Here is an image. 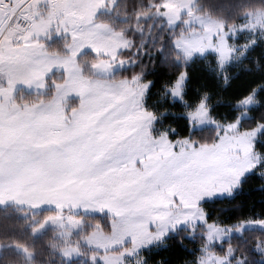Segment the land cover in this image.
Masks as SVG:
<instances>
[{
  "label": "snow or ice",
  "instance_id": "6c2138e0",
  "mask_svg": "<svg viewBox=\"0 0 264 264\" xmlns=\"http://www.w3.org/2000/svg\"><path fill=\"white\" fill-rule=\"evenodd\" d=\"M49 2L51 7L47 18L33 20L26 29H21L22 35L15 37L22 43H12V34L3 31L7 21L0 18V75L5 76L8 83L6 88L0 86V145L5 131L16 129L19 148L30 159L71 161L73 173H78L82 180L92 184L97 195L106 197L102 206L108 207L116 217H147L131 225L134 243L138 240L136 230L151 235L147 229L148 219L172 223L168 218L178 207L173 196H178L185 208L198 207L197 203L189 204L186 199L183 190L185 178L204 176L205 187L211 189L207 195L211 197L217 192L231 193L232 187L238 186L240 177L258 167L259 158L253 159L251 155L254 148L252 140L264 129V122H258L255 128L245 130L239 136H230V132L238 129L239 115L226 126L223 135L217 133L219 140L201 143L198 148L185 138L180 151L176 152L175 142L168 132L161 133L159 138L153 140L147 125L155 119V114L139 107L136 100L129 102L140 88L143 89L140 94L146 95L152 81L136 88L127 81L115 85L93 82L83 75V69L77 67L78 53L86 45L92 48L97 57L104 53L105 56L110 55L112 60L116 58L115 48L108 47L111 37L94 39L98 36L96 29L76 30L80 23H91L94 0ZM33 3L34 0H17V7L22 5L24 14ZM77 4H81L84 11L75 10ZM25 18L31 19V16ZM53 24L57 25V32L63 29L71 34L72 41L67 45L69 51L64 55L49 52L38 38L48 34ZM34 34L37 39L32 38ZM191 54L188 53L189 56ZM59 67L64 68L65 77L63 81L53 79V95L49 101L23 108L15 103L12 92L17 82L47 88V77L53 68ZM92 68L110 69L111 64L101 57ZM186 77L187 72L182 71L170 87L174 95L181 94L180 84ZM68 93L81 97L78 107L70 112L61 107V97ZM251 100L249 95L237 103L247 104ZM209 111L206 102L201 100L197 108L188 113L190 122L192 119L203 121L208 118ZM50 112H54V115L50 116ZM212 122L216 123L215 120ZM157 144L159 148L153 147ZM237 147L240 148L239 155L235 152ZM3 162V151L0 149V166ZM157 185L161 187L157 188ZM202 198L196 196L194 200ZM169 205L173 208L168 211H155L160 207L167 209ZM193 215L184 214L183 219ZM200 219L206 220V214ZM259 223L264 225V220ZM172 227L175 228V223H172ZM209 227L213 225L209 224ZM162 237L163 233H160L158 238Z\"/></svg>",
  "mask_w": 264,
  "mask_h": 264
},
{
  "label": "rangeland",
  "instance_id": "374dc122",
  "mask_svg": "<svg viewBox=\"0 0 264 264\" xmlns=\"http://www.w3.org/2000/svg\"><path fill=\"white\" fill-rule=\"evenodd\" d=\"M116 2L117 0H94L91 23H80L76 27L77 31L96 29L98 36L94 39L111 37L112 40L108 42V47L115 48V60H112L110 55L105 56L104 53L97 57L92 48L86 45L78 53L77 67L83 69V75L93 82L101 81L115 85L127 81L131 87L136 88L137 85L145 83L142 77H136L135 82L133 80L115 81L113 79L116 72L129 65L128 62L118 59V56L122 51L129 48L130 41L97 19L100 13L109 12ZM195 2L196 0H165L157 13L159 17L166 20L171 28H176L178 24L183 23L185 33L175 41V47L185 65H188L196 57L214 55L217 58L219 68L225 69L243 60L256 44H264V10L248 13L240 24L225 27L223 22L198 13ZM50 7L49 0H34L33 5L22 14L23 6L17 7V0H0V18L7 21V27L3 29L4 33L12 34L13 44L22 43L15 38L23 34L21 29H26L33 20L39 21L41 17L47 18ZM74 7L78 12L84 11L81 4ZM25 16H31V19H26ZM9 17L10 19H8ZM56 29L57 25L53 24L48 34H42L38 38L44 42L49 52L64 55L69 51L67 45L72 41L71 34L64 32L63 29L57 32ZM32 38L37 39V36L34 34ZM58 43L64 44L63 49L53 50L52 48ZM201 49L203 50L201 51ZM88 52L93 54L92 58L85 55ZM189 52L192 53L191 56L188 55ZM80 56L82 59L79 61ZM101 57L110 62V69L92 68V65L98 63ZM64 77V68L59 67L53 68L47 77L49 85L47 88L41 89L35 85L30 87L22 82H17L12 92V98L21 108L25 105L41 104L42 101L47 102L52 98V95L49 94L50 92L53 94V79L63 81ZM186 81L187 77L180 84V95H174L170 89L168 90L175 101L183 102ZM0 86L8 87L7 78L3 75H0ZM118 91H122V89ZM142 92L143 89L140 88L136 96L130 97L129 102L136 100L139 107L146 108L147 93L141 95ZM251 97V103L239 105L243 111L240 114L238 129L230 132V136H239L240 133L244 132L240 129V123L249 116L248 111L258 104L256 94ZM61 101V107L64 111L70 112L72 108L78 107L81 97L76 93H68L61 97ZM41 106L43 107V105ZM188 113L186 116L190 122ZM49 115H54V112H50ZM156 120L155 117L147 125L153 140L159 138L163 133V131L156 130ZM213 120L209 112L208 118L203 121L198 122L197 119H192L190 122L191 129L195 131L214 127L223 135L228 124L213 123ZM263 132L264 129H261L252 140L254 148L251 155L253 159L259 158L258 167L264 157L256 152V144ZM219 139L220 136L218 135L217 140ZM184 140L174 141L176 152L180 151ZM199 146L195 144V147L198 148ZM153 147L159 148V145H153ZM0 149L3 151L4 159L2 166H0V208L11 206L23 211L22 216L30 218L36 236L43 234L48 229L55 230L54 247L67 263L81 259L90 264H146L141 256L143 251L162 245L171 233L180 229H188L195 233L201 228L206 239V247L195 264H246V261L237 256L233 249H228L226 254L221 256L214 251V248L216 246L221 248L223 242L230 241L233 237H241L245 231H264V225L259 223L261 220H250L235 227H222L215 224H211L213 227H209L210 223L207 222V219H200L201 216L205 215L204 203L232 197L243 179L255 172L258 167L247 171L240 177L238 186H233L231 193L228 191L217 192L211 197L207 195L211 189L205 187L204 176L185 178L183 190L186 199L189 204L197 203L198 207L185 208L179 197L173 196L172 199L178 207L175 208L173 216L169 217L168 220L175 223V228L168 221L153 222L148 219L147 229L151 235H144L142 230H136L138 240L134 243L131 225L146 220L147 217L144 215H136L131 219L128 215L116 217L108 207L102 206L106 197L97 195L92 184L82 180L78 173H73L71 161L30 159L28 154L19 148L16 129L5 131ZM35 151L42 150L36 149ZM235 152L239 155L240 148H235ZM156 187L160 188L161 185ZM196 196L203 198L194 200ZM172 208L173 206L169 205L167 209L160 207L155 211L164 212ZM44 211L51 214L41 223H38L39 220L33 216ZM187 213H194V215L188 219H183L184 214ZM94 216H107L110 220L111 230L106 231L102 224L93 225L87 220V217ZM177 220H179L178 223H176ZM160 233H163L162 238H158ZM149 240L151 242H148ZM2 248L3 246L0 245V252ZM16 250L23 253L28 259L32 257V253L24 247H16ZM256 251L264 260V243H259Z\"/></svg>",
  "mask_w": 264,
  "mask_h": 264
},
{
  "label": "trees",
  "instance_id": "16d2710c",
  "mask_svg": "<svg viewBox=\"0 0 264 264\" xmlns=\"http://www.w3.org/2000/svg\"><path fill=\"white\" fill-rule=\"evenodd\" d=\"M165 0H117L109 12H102L98 21L109 25L130 41V46L119 54L129 65L113 76L115 81L142 77L152 81L145 107L156 117V130L168 132L171 140L188 138L197 145L214 143L218 130L209 127L192 131L187 113L204 100L212 118L220 124H230L242 113L237 101L256 94L257 106L240 123L241 131L250 130L264 122V44H256L243 60L220 69L216 56L196 57L188 65L181 60L175 41L184 33L183 23L176 28L157 15ZM198 13L224 23L225 27L240 24L248 13L264 10V0H196ZM63 43L52 49L62 50ZM92 58L93 54L88 52ZM82 56L79 57V61ZM182 71L187 72L183 102L172 99L168 90ZM50 96L53 95L51 92ZM48 95V97H50ZM50 99V98H47ZM175 129V131H173ZM256 152L264 157V132L256 144ZM207 222L222 227H235L245 221L264 220V158L255 172L246 176L232 197L216 199L203 205ZM11 206L0 208V264H90L83 260L65 262L54 247L55 230L48 229L36 236L30 218ZM51 213L44 211L33 217L41 223ZM93 225L102 224L110 231L107 216L87 217ZM38 225V224H36ZM264 243V231L248 230L241 237L223 242L214 251L223 256L233 249L246 264H264L256 251ZM16 247L32 253L28 259ZM206 247L201 228L192 233L180 229L171 233L165 242L143 251L146 264H195Z\"/></svg>",
  "mask_w": 264,
  "mask_h": 264
}]
</instances>
